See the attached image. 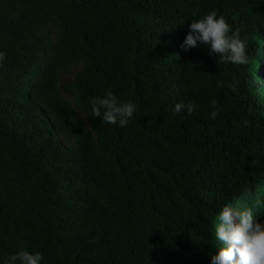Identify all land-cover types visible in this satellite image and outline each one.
<instances>
[{
	"label": "trees",
	"instance_id": "trees-1",
	"mask_svg": "<svg viewBox=\"0 0 264 264\" xmlns=\"http://www.w3.org/2000/svg\"><path fill=\"white\" fill-rule=\"evenodd\" d=\"M212 9L246 64L180 47ZM0 53V260L210 264L225 203L264 220V0H0ZM107 92L126 127L91 117Z\"/></svg>",
	"mask_w": 264,
	"mask_h": 264
},
{
	"label": "clouds",
	"instance_id": "clouds-1",
	"mask_svg": "<svg viewBox=\"0 0 264 264\" xmlns=\"http://www.w3.org/2000/svg\"><path fill=\"white\" fill-rule=\"evenodd\" d=\"M202 46L209 55H215L217 62L244 65L248 62L247 41L240 36L239 29L233 30L226 18L215 9L189 21L188 31L180 47L183 51ZM3 53H0V61ZM224 86L217 82V87ZM235 89L236 82L226 85ZM91 117H99L104 123L126 127L137 105L132 101H120L112 92L89 100ZM191 114L192 103L177 102L172 107L174 114L181 111ZM218 110L213 106L209 119H216ZM261 202L258 200L257 205ZM214 235L221 244L210 256V264H264V221L253 213V208L241 205L234 208L225 203L216 215ZM43 257L38 251L21 249L0 260V264H42Z\"/></svg>",
	"mask_w": 264,
	"mask_h": 264
},
{
	"label": "rangeland",
	"instance_id": "rangeland-1",
	"mask_svg": "<svg viewBox=\"0 0 264 264\" xmlns=\"http://www.w3.org/2000/svg\"><path fill=\"white\" fill-rule=\"evenodd\" d=\"M76 71H77V68H74V69L72 70V72H71L70 75H62V76L60 77V81H61V83H65V82H68V81L72 80L73 77H74V74L76 73ZM60 142H61V145H62L64 148H68V147H69V145L63 143L62 140H61ZM262 221H264V220H262Z\"/></svg>",
	"mask_w": 264,
	"mask_h": 264
}]
</instances>
